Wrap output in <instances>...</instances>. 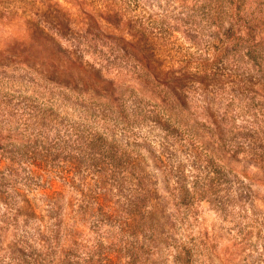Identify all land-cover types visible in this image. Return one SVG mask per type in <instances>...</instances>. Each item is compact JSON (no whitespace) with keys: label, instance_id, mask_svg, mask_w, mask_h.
Instances as JSON below:
<instances>
[{"label":"rangeland","instance_id":"rangeland-1","mask_svg":"<svg viewBox=\"0 0 264 264\" xmlns=\"http://www.w3.org/2000/svg\"><path fill=\"white\" fill-rule=\"evenodd\" d=\"M261 1L0 0V264H264Z\"/></svg>","mask_w":264,"mask_h":264},{"label":"trees","instance_id":"trees-1","mask_svg":"<svg viewBox=\"0 0 264 264\" xmlns=\"http://www.w3.org/2000/svg\"><path fill=\"white\" fill-rule=\"evenodd\" d=\"M261 4H262V7H264V0L261 1ZM111 149V148H110ZM110 153V152H109ZM110 156V155H109ZM115 167V166H114ZM184 188V191L181 192L182 193V199L185 200L188 195H189V189L185 187L184 184H181ZM128 198L127 199V208H126V211H125V214L127 215L125 220L123 221V224L127 225H131V223L133 222V220H139V219H142L143 216L137 218L138 214L139 213H142L145 211L146 208H144V205L143 204H139V200H140V197L139 196H136V198ZM150 209V208H149ZM149 209L146 211V213H148ZM143 214V213H142ZM152 215L153 213H151V215H149V218L147 220H149V224L147 225V229H150L148 232L154 234L153 232L155 231V227L154 224H153V218H152ZM146 218V216H144V219ZM127 227V226H126ZM125 229V227H124ZM129 264H134V261L131 262H128ZM109 264H112L111 262Z\"/></svg>","mask_w":264,"mask_h":264}]
</instances>
